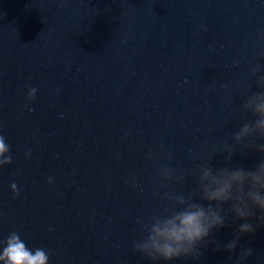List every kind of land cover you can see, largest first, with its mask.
Returning <instances> with one entry per match:
<instances>
[{
	"label": "water",
	"instance_id": "obj_1",
	"mask_svg": "<svg viewBox=\"0 0 264 264\" xmlns=\"http://www.w3.org/2000/svg\"><path fill=\"white\" fill-rule=\"evenodd\" d=\"M261 76L264 0H0V251L16 231L49 264H151L132 249L137 221L194 191L210 157L225 166ZM236 148L233 167L261 158ZM239 223L175 264H236L240 246L264 264V227L224 250Z\"/></svg>",
	"mask_w": 264,
	"mask_h": 264
},
{
	"label": "clouds",
	"instance_id": "obj_2",
	"mask_svg": "<svg viewBox=\"0 0 264 264\" xmlns=\"http://www.w3.org/2000/svg\"><path fill=\"white\" fill-rule=\"evenodd\" d=\"M258 70L259 66L252 70V75ZM258 87L262 90L248 94L241 105L240 111L254 119L245 121L233 133L234 146L227 145L224 150L225 166L215 167L210 157L209 162L200 164L196 170L198 183L194 191L187 196L164 193L161 198L168 202V207L151 215L147 222L137 221L145 234L133 242L134 253L147 258L151 264L199 260L203 255L202 249L209 244H215L217 250L220 248L219 243L212 239L214 230L219 231L229 222L236 224L239 221L233 239L223 245L226 252L235 253L242 236L254 235L258 227H264V143L255 142L257 138L264 140V76L258 79ZM36 93L35 87L28 90V103L35 100ZM236 146L259 153L261 158L251 168L233 167L231 162ZM11 163L10 145L0 134V167ZM159 172L163 180L184 181V177L178 176L171 167L161 166ZM52 182L53 178L49 177L48 183ZM10 188L14 198L19 195L15 182ZM252 220L257 223H251ZM3 245L0 251L3 264H49V252L44 248L29 249L16 231L7 236ZM254 254L253 248L240 246L236 264H245Z\"/></svg>",
	"mask_w": 264,
	"mask_h": 264
}]
</instances>
